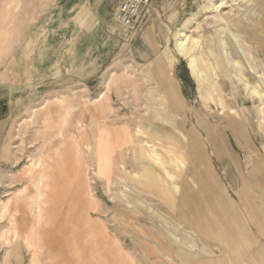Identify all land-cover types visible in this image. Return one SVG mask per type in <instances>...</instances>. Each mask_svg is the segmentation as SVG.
<instances>
[{
	"label": "rangeland",
	"instance_id": "rangeland-1",
	"mask_svg": "<svg viewBox=\"0 0 264 264\" xmlns=\"http://www.w3.org/2000/svg\"><path fill=\"white\" fill-rule=\"evenodd\" d=\"M116 2L0 0V264H264V0Z\"/></svg>",
	"mask_w": 264,
	"mask_h": 264
},
{
	"label": "crops",
	"instance_id": "crops-1",
	"mask_svg": "<svg viewBox=\"0 0 264 264\" xmlns=\"http://www.w3.org/2000/svg\"><path fill=\"white\" fill-rule=\"evenodd\" d=\"M115 9L112 14V19L116 10L117 5L119 4L120 0H116ZM147 13L149 14V19L147 24L145 25L144 30L139 31L136 33V31H126L123 30V32L130 33V36L132 39H134L135 35L136 38L138 37L141 42H139L140 49H142V53L144 56L148 59H155L158 57L162 51L163 47L166 44L167 41V34H169V31L171 29V24L168 23V18L171 17V9H169V6L164 2V0H152L150 6L147 9ZM157 17H163L167 18L166 23L159 24L156 23ZM114 21V19H113ZM119 26V25H118ZM120 27V26H119ZM121 28V27H120ZM136 33V34H135ZM135 38V39H136ZM131 39V40H132ZM201 231H207L205 228H202Z\"/></svg>",
	"mask_w": 264,
	"mask_h": 264
},
{
	"label": "bare ground",
	"instance_id": "bare-ground-1",
	"mask_svg": "<svg viewBox=\"0 0 264 264\" xmlns=\"http://www.w3.org/2000/svg\"><path fill=\"white\" fill-rule=\"evenodd\" d=\"M224 5H225V3H223V2L214 3V4L211 5V10L216 12L218 9H220ZM190 41H191V37L189 35H187V31L180 30L178 35L176 36V47H177L178 51L180 52V54H182L183 56L188 58V66H189L191 72L197 77V79L199 81V85H200L199 89H202V83H203V80H204L203 79L204 73L199 69L197 58H196L195 54L193 53V48L195 47V42L192 40L191 41L192 45H190V46L187 45L188 42H190ZM9 46L10 45L8 44V46L6 45L5 48H7ZM203 85H204V83H203ZM244 87H245L246 92L250 96L260 97V98L264 97L263 93H261L257 88L251 86L250 84H245ZM207 89H206V91L203 94H200V97L202 99H204V100H212V95H214V93L216 92L215 91L216 90L215 89V85H213V86H211L209 88L210 91H208ZM218 105H222V100L221 99H218ZM182 138L184 139L183 136H182ZM182 138H181V140H182ZM44 177L45 176H42L41 174H40V176L37 177V180H35V184H34L35 187H38L40 185V183L42 182ZM175 189H176V186H175ZM21 191L22 190H20L17 193L20 194ZM17 197L19 198L20 196L16 194L15 195L16 200H18ZM37 198H39V196ZM9 204H10V200L8 199V201L3 203L2 205L7 210V207H8Z\"/></svg>",
	"mask_w": 264,
	"mask_h": 264
},
{
	"label": "built area",
	"instance_id": "built-area-1",
	"mask_svg": "<svg viewBox=\"0 0 264 264\" xmlns=\"http://www.w3.org/2000/svg\"><path fill=\"white\" fill-rule=\"evenodd\" d=\"M151 2L152 0H120L113 19L122 29L135 31ZM164 2L170 4L173 0H164Z\"/></svg>",
	"mask_w": 264,
	"mask_h": 264
}]
</instances>
